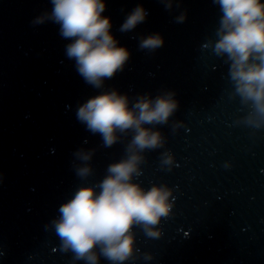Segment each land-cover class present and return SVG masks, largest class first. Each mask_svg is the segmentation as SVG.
Here are the masks:
<instances>
[{
  "label": "water",
  "instance_id": "95a60500",
  "mask_svg": "<svg viewBox=\"0 0 264 264\" xmlns=\"http://www.w3.org/2000/svg\"><path fill=\"white\" fill-rule=\"evenodd\" d=\"M103 2L110 34L130 58L96 89L66 56L72 41L60 26L33 23L51 12V0H0V264H85L63 252L45 225L79 187L94 186L125 156L131 134L107 148L76 116L104 90L130 101L174 92L179 102L168 123L155 126L164 147L143 153L142 175L133 180L146 190L172 189V213L159 239L134 229L139 251L126 264H264V127L244 123L250 109L233 95L229 64L203 47L216 39L219 7L212 0H179V8L174 0L171 11L160 0ZM138 5L146 20L120 32ZM182 12L186 20L176 23ZM152 34L163 47L140 50V37ZM80 149L95 150L86 179L74 169ZM165 152L174 157L171 170L162 165Z\"/></svg>",
  "mask_w": 264,
  "mask_h": 264
},
{
  "label": "clouds",
  "instance_id": "9594fccd",
  "mask_svg": "<svg viewBox=\"0 0 264 264\" xmlns=\"http://www.w3.org/2000/svg\"><path fill=\"white\" fill-rule=\"evenodd\" d=\"M171 11L174 0H160ZM180 7L179 0H175ZM221 16L215 40L203 47L229 64V76L234 96L248 106L244 123L257 129L264 127V0H212ZM50 13L36 18L34 24L48 20L60 26L66 45V56L75 61L84 81L96 89H104L105 80L123 71L130 58L129 51L118 47L110 34V18L104 17L103 0H51ZM148 13L137 6L129 13L120 32H130L146 20ZM186 12L175 17L176 23L186 20ZM159 34L140 37L139 49L155 52L163 47ZM174 92H162L155 98L140 95L130 101L116 90H104L78 107L76 116L92 134L101 137L110 148L122 137L131 134L125 156L108 165L104 178L94 186L79 187L58 209V216L45 229L52 228L59 238L61 250L71 252L75 261L100 264L101 258L110 264H126L137 259L136 234L141 229L153 239L163 233L162 219L168 218L174 206L173 190L167 185L149 189L134 183L142 175L143 153L164 147L165 138L156 125H165L179 107ZM151 125L152 127H146ZM176 125L175 127H179ZM95 150L80 149L74 153L77 177L86 179L93 174L91 161ZM162 165H174V157L162 153ZM228 167V165H225ZM99 189V191H97ZM145 261L153 259L144 253Z\"/></svg>",
  "mask_w": 264,
  "mask_h": 264
}]
</instances>
